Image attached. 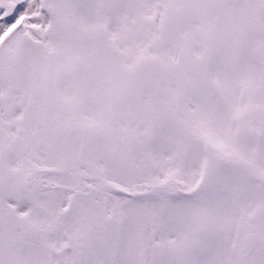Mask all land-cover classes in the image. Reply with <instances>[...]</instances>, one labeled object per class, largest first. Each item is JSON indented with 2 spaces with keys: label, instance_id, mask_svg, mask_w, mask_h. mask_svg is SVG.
<instances>
[{
  "label": "snow or ice",
  "instance_id": "obj_1",
  "mask_svg": "<svg viewBox=\"0 0 264 264\" xmlns=\"http://www.w3.org/2000/svg\"><path fill=\"white\" fill-rule=\"evenodd\" d=\"M0 264H264V0H0Z\"/></svg>",
  "mask_w": 264,
  "mask_h": 264
}]
</instances>
